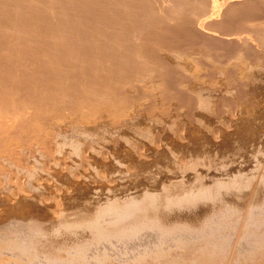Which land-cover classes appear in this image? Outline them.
I'll return each mask as SVG.
<instances>
[{"label":"rangeland","instance_id":"1","mask_svg":"<svg viewBox=\"0 0 264 264\" xmlns=\"http://www.w3.org/2000/svg\"><path fill=\"white\" fill-rule=\"evenodd\" d=\"M0 75V98L4 101H0V110L4 112L0 111V115L14 114L18 120L23 118L19 121L20 136L14 138L36 143L32 144L35 147H40L41 140L48 136L49 139H58V142L65 139V148L75 152L84 144L96 146V143L99 146L106 138H113L117 146L126 143L127 149L137 152V145L147 137L150 139L154 133H158L155 137L158 139L153 140L160 148L165 146V135L174 136L176 133L175 139L189 146L193 138L191 134L194 133L199 138L204 136L216 147L225 148L236 137L241 128L239 125L253 120L254 130L250 129L248 137L251 135L250 140L255 138V141L252 146H247V151L243 148L231 149L235 154L227 151L225 153L229 157L224 153L220 155L223 160L218 156L215 160L212 152L207 160L195 157L189 164L184 161L177 164L180 169L175 175L178 176L176 186L171 185L167 189L176 188L166 192L163 190L155 194L157 197L154 195L155 199L152 197L149 200L151 206L148 204L147 212L153 206L154 212L148 213L150 216L147 218L151 222V217L154 221L160 218V221H155L159 223L158 227L161 222V227H167L164 224L167 216L160 214L163 202L170 204L171 201L176 206L184 207L180 204L184 200L183 205L189 202L188 207L201 200V203L199 201L193 207H188L193 213L189 219L193 218L195 229L191 227L192 232H187L190 226L176 225L177 228H185L180 231L182 228L179 227L181 234H178L182 238L177 236L178 239L171 243L175 245H171L167 249L169 251L164 250L174 252L177 241L179 244L182 241L181 245L185 247L192 242L190 244L194 247L189 244L188 248L192 247L193 251L196 248L198 252L200 246L208 244V248L203 250H211L214 257L211 252L203 253L200 248L199 253L203 254L200 255L208 253L211 260L206 259V255L205 261L201 256L198 259L197 252L194 251L195 256L191 255V249L185 251L190 256L184 252L180 258L182 252L177 248L178 252L175 250L172 259L175 257L181 263L185 257V264L188 257L197 258L196 263L188 258L190 264H207L211 261L210 264H214V260L216 264H227L225 260L230 258L232 264V260L239 258L235 260L237 264H264V0H0ZM32 128L34 132H31ZM75 139L79 140V144L83 142V145H73ZM142 143L140 149L145 147ZM16 146L21 154L26 155V151H21L18 144ZM193 161L196 165L192 164ZM202 162L205 163L201 166ZM240 162L245 164L244 167ZM214 163L224 167L217 171L218 165L214 166ZM185 165L192 166L187 168ZM191 167L198 171L199 177L195 176L197 180L191 178L195 174ZM185 168L189 171H184ZM209 171L216 177L221 172L217 177H221V181L214 178L219 184L212 180L213 174ZM189 172L192 176L188 175ZM203 172L204 175H201ZM184 175L188 179L184 178L183 181ZM200 176H205L206 184ZM198 180L203 181L202 184ZM210 180L218 186L212 183L207 186L208 182H212ZM177 182H188L186 185L178 184L181 189L187 186L186 192L178 189ZM189 183L194 186L189 185L188 188ZM198 187L200 192L197 191ZM167 191H171L170 194ZM181 195L187 200L182 199ZM153 201L158 203V209L152 205L155 204ZM199 205L201 210H196ZM156 214L157 218L152 216ZM177 219L179 221L180 217ZM207 231L214 232V240L210 238L206 245L197 243L204 241L202 235ZM248 240L252 243H248ZM184 241L188 243L184 245ZM219 241V248L224 252L217 251L220 250L218 244L215 245V254L213 245ZM240 247L247 253H239ZM216 255H220L219 260ZM175 260L168 264H177ZM235 261L233 264H236Z\"/></svg>","mask_w":264,"mask_h":264},{"label":"bare ground","instance_id":"2","mask_svg":"<svg viewBox=\"0 0 264 264\" xmlns=\"http://www.w3.org/2000/svg\"><path fill=\"white\" fill-rule=\"evenodd\" d=\"M169 5H171V4H169ZM24 28H26V27H24ZM61 81H63V80H61ZM26 82H27V80H26ZM2 84H3V82H2ZM2 89H3V87H2ZM63 89H65V87ZM24 91H25V89H24ZM0 101H1V98H0ZM1 102H4V101H1ZM1 113H4V112L1 111ZM6 113L7 112H5V114ZM13 113H16V112H13ZM43 113H45V112H43ZM2 115L3 114H1L0 116H2ZM2 117L3 118H0L1 119L0 120V264H168L169 261L175 260L174 259L175 257L172 259V257H173L172 255L174 254V252L177 248L180 249L179 252H182V253H180L182 255L187 249L189 251V249L194 247L191 245L192 242H190V241L189 242L191 244L190 243L189 244L192 247L188 248L189 244L186 245L188 243V241H186V242L184 241V245H186V247H185V246H183V244L181 245L182 241L179 244V242L176 240L177 246H178V244L180 246L179 247L175 246L176 248L173 247V248H175L174 252H167V251H169L167 249H170L171 245H173V246L175 245V243L171 244L172 242H175L174 239L177 238V236H181V235H179V234H181V233H179V230H180L179 227L180 226H178V228H177L176 225L181 224L183 226V224H184V225H187L188 227L190 226L189 227L190 230L189 229L187 230V227H186V230H187V232L191 231V227H193V224H192L193 218H192V220H190L189 218L192 217L191 214H193V213H191L192 210L188 209L190 204L187 207V204L189 202H186V204L183 205L184 200H181V201H183V203H180L178 201L180 204H182V206H184V207H179L180 206L179 203H178L179 206H176L173 203H171V201L168 198L167 199L170 201V204L167 203L168 201L167 202L165 201L167 204L166 203L164 204V202H163L164 199H163L162 201H159V202H163V205H161L163 208L159 207V208H162L161 209L162 213H160V212L159 213L163 214V216H167V221H166V223H164L165 226H167V227H161V226H163V224H161L162 223L161 222L160 223L161 228H160V227H158L159 223L158 224L156 223V222H158V220L160 221L159 217H158L159 218L158 220L155 219L156 222L154 221V218L151 217V219H153V221H152L153 223L147 218L148 216H150L149 214L153 211V207H154V206L151 207L152 208L151 211L147 212V210L149 211V209L147 208L148 204L150 205L149 200L152 197H153V199H155L154 198L155 194H157L159 192L162 193L163 190L166 192V190H170L171 188H174L176 186L175 183L178 179V178L176 179V177H178V176L175 177V175H177L178 171H179L178 170L179 167H177L178 166L177 164H180L183 161L186 162L185 164H189L190 161L195 157L201 158V160H207V159H209V154L212 152H213L212 156L214 158L216 157L215 160H217V156L219 158L220 155H222L223 153L227 156V153H225L227 151H229V153L231 151L232 154H235L231 150L234 148H239V149L243 148L247 151V149H249V148H247V146H252L254 141H255V138L250 140L249 137H251V135L248 137V133H249L250 129L254 130L253 129V120H248L247 122L243 123L242 126H240L241 124L239 125V127H241V128H239V131L237 132L236 137L232 141H230V143H228L227 145L224 144V145H226L225 148H224V146H223V148L222 147L221 148L216 147V146H214V144H212L209 141H207L206 139H204L203 135H202L203 137L201 135H199L200 137H202V138H199L198 136H195L194 133L191 134V137L193 135V138L191 139V143L190 144L186 143V144H189V146H185V144H183V145L180 144V142L182 140L178 142V139L177 140L175 139L177 137V136L174 137L175 135H177L176 133H175V135L173 134L174 136H171L169 134L164 136V134H163L165 146L160 148V145L156 144V142H155L156 140L155 141L153 140V138L158 136V133H154L151 136L152 139L151 138L148 139V137H147L143 141V143L140 142L137 145L138 147L136 146L137 152H135V150L127 149L128 145H125L126 143L125 144L121 143V145L117 146L116 140L113 138H111V139L106 138V140L103 141V144H100L99 146H97L96 143L94 144L96 146H89L88 143L83 145L82 144L83 142L80 141V142H82L81 144L83 145L82 148L79 151L77 150L75 152L74 151L72 152L71 150L65 148L67 146V144L65 143L66 142L65 139H63L64 141H61L62 139H60L61 142H58L59 141L58 139L57 140H55V138L49 139L47 136V138L49 140L47 138H43L44 140L43 139L41 140L42 145L40 147L39 146L35 147L34 145H32V144L36 145V143L30 144L29 142H26V141L22 142L20 139L14 138V136L16 137L17 135H19V132H20L19 121H21L23 118H21V120H18V118H16V116H14V114L13 115L12 114L5 115V117H7V118H5L4 116H2ZM256 125L257 124H255V126ZM28 126H29V124H28ZM25 127H26V125H25ZM29 127H27V129H31ZM36 129H38V128L36 127ZM39 129H40V127H39ZM32 131H33V128L31 130V132ZM251 134H252V132H251ZM23 135L25 136V134H23ZM30 135H32V134H30ZM41 135H43V133H41ZM44 136L46 137V135H44ZM69 136H70V134H69ZM185 136L187 137V135H185ZM31 138H32V136H31ZM102 138H104V137H102ZM155 139H158V138H155ZM92 140H93V137H92ZM91 141H90V143H91ZM37 142H40V140L37 139ZM92 142L94 143V141H92ZM123 142H125V141H123ZM232 142H233V144H232ZM259 142H261V141H259ZM141 143H142V146L145 145V147H142L143 149H140L141 147L139 148V145ZM225 143H227V141ZM16 144L19 145V148H21V151H26V155H24L23 153L21 154V152H19L20 149L19 150L17 149L18 146H16ZM72 144L77 146V147H79L81 145V144H79V140L76 141V139H75V142H73ZM115 146H117V147H115ZM58 147H60V148H58ZM159 148L162 150H159ZM214 154H216V155H214ZM241 155H243V154H241ZM238 156H240V155H238ZM221 157H220V159H222ZM227 157H229V156H227ZM233 157H230L229 159H232ZM241 157H239V159ZM201 160H199V161H201ZM236 160L238 161V159H236ZM225 161H226V159H225ZM194 162L195 161H193L192 164L196 165V163H194ZM202 163L203 164H200L201 166L204 165L205 162H202ZM240 163H242V162H240ZM243 163H244V161H243ZM197 164L199 166V162H197ZM219 164L214 165V166L218 165V170L214 169L215 171L216 170L219 171V168L224 167V166L219 167ZM244 165L245 164H243V167H244ZM249 165H251V162ZM187 166L190 167L192 165H190V166L187 165ZM181 167H182V165H181ZM211 167H212V165H211ZM192 168H194V167H191V169ZM206 168H209V166L208 167L206 166ZM215 168H217V167H215ZM239 168H241V167H239ZM209 169L211 170V168H209ZM187 170L185 168L184 171L187 172ZM250 170H252V169L250 168ZM193 171L195 172L196 175L193 174L194 176H192L190 173L191 171L189 172L190 174H188V175L192 176L191 177L192 179H193V177L197 176V174H198V173H196V172H198L197 170L195 171L192 169V172ZM199 171H200V169H199ZM227 171L230 173L229 170H227ZM182 173L186 174L184 172H182ZM216 173H218V172H215V174ZM220 173L221 172H219V176L221 175ZM211 174H213V172ZM201 175H204V172ZM248 175H249V173H248ZM205 176H203L204 179L201 176H200V178L206 184L207 180L205 181ZM219 176H217V177L219 178ZM197 177H199V176H197ZM215 177L216 176H214V174H213L212 180H214ZM184 178L188 179L187 175L186 176L184 175L183 181H184ZM189 179H190V177H189ZM209 179H211V178H209ZM222 179H224V177ZM196 180H197V178H196ZM212 180H210V181H212ZM218 180L221 181V177ZM218 180H216V182L214 180V182L217 183ZM198 181L200 182V180H198ZM219 181L217 184H219ZM178 182H179V180H178ZM178 182H177V187L180 190H183L184 188H182V189L179 188L180 186H178V184L183 183V185H186L188 183V182H186V184H184V182H180V183H178ZM189 182L191 183V181H189ZM192 182H194V184H195V180L194 181L192 180ZM202 182H200V183L202 184ZM214 182L213 181L208 182L209 185H207V186H210V183H212L214 185ZM190 183L188 184V188H190L189 185H192ZM200 183H199V187H200ZM248 183H250V182H248ZM205 184H204V186H205ZM171 185H175V186L171 187L170 189H167ZM183 185H181V187H183ZM213 185H211V186H213ZM192 186H194V185H192ZM192 186H191V188H195V190H196V187H192ZM195 186H198V185L195 184ZM214 186H218V185L215 184ZM199 187H198V189H199ZM200 188H202V187H200ZM215 188H214V192H215ZM185 189L187 190V186L185 187ZM185 189L182 192H186ZM195 190H194V192H195ZM235 190L237 191V189H235ZM197 191L200 192V189ZM167 192H168L167 194H170L171 191H167ZM182 192H180V193H182ZM192 192L193 191H191V193ZM217 192H219V191H217ZM239 192H241V191H239ZM197 194H198V192H197ZM183 195H181L183 197L182 199L187 200L186 198H184ZM205 195H204V198L206 197ZM232 195H233V193H232ZM199 196H201V193ZM155 197H157V196L155 195ZM163 197H168V195L163 196ZM173 197L174 196H172V199H175V197H177V195H175L174 198ZM158 198H159V196H158ZM169 198H170V195H169ZM179 198H180V196H179ZM196 199H199V198L196 197ZM201 199H203V198H201ZM223 199H222V202H223ZM176 200H179V199L176 198ZM191 200H193V199H191ZM199 201H200V203L202 202L201 200H198L197 202L195 200L194 202H196L198 204ZM174 202L177 204L176 201H174ZM154 203L155 204H152V205H155V209H158V208H156V206H158L157 205L158 203L157 204H156V202H154ZM196 203H194V205ZM255 204H257V203H255ZM207 205H208V203H207ZM260 205H258V207ZM193 206H190V208ZM232 206H233V204H232ZM247 208H248V206H247ZM198 209L201 210L200 205L196 210H198ZM196 210H194V213H196ZM199 212H201V211H199ZM261 213H263V212H261ZM152 216H156V218H157L158 214L152 215ZM144 217H146V220ZM177 217L178 218L180 217L179 221H178ZM164 219L166 220V218H164ZM215 219H214V221H215ZM161 220L163 221L162 218H161ZM216 220H218V219H216ZM224 222H225V220H224ZM260 222H262V221H260ZM204 224H206V223H204ZM239 224H237V225H239ZM194 227L192 228L193 230L195 229ZM208 227H210V226H208ZM212 227H213V225H212ZM258 227H260V226H258ZM164 228H166V229H164ZM180 228H182L180 231H183L185 229L184 227H180ZM220 228H221V226H220ZM199 229H201V231H202V228H199ZM199 229H198V231H199ZM227 230H228V228H227ZM211 231H212V228H211ZM215 231H216V229H215ZM196 232H197V230H196ZM250 232H248V233H250ZM248 233H247V235H249ZM244 234H246V233H244ZM231 235H232V233L230 234V236ZM189 236H191V235H189ZM214 236H215L214 232L211 233L210 231H207L204 234V236L202 235V240H204V241L201 242V240H199L200 242L197 241V243H202V244L206 245L207 241L210 238H212V240H214L213 239ZM221 236L222 235H220V238H221ZM203 237H204V239H203ZM181 238H182V236H181ZM181 238L179 237V240ZM215 241H216V239H215ZM220 241L213 245L215 248V249H213V251H216L215 245L217 246L219 244L218 249H220V250H217V251L224 252L223 251L224 249H222L221 247L219 248ZM249 242L252 243V241L248 240V243ZM212 243H215V242H212ZM248 243H247V245H249ZM197 245H199V244H197ZM199 246H197V249L199 248ZM206 246L205 247L200 246V248H202V250H203V248H206ZM226 246H227V244H226ZM226 246L224 248H226ZM243 247H244V245H242V248ZM247 247H245V248H247ZM252 247H253V245H252ZM252 247H250V248H252ZM200 248H199V252H201ZM235 248H236V246H235ZM164 249H166L167 251ZM195 249L196 248H194V251H195V253L197 252L196 254H198V257L203 255L202 253H199L198 250L196 251ZM191 250H190V253H192L191 255L195 256L194 251L193 250L191 251ZM240 250H241V247H240ZM240 250H238V252ZM204 251L205 250H203V253L208 252V250L205 252ZM209 251L211 252V250H209ZM217 251L215 252V254L217 253ZM242 251H244V253H247L246 250H241L239 253H241L242 255L244 254ZM247 251H249V250H247ZM148 252H150V254H148ZM210 252H208V253H210ZM186 253H188V252H185L184 254H186ZM208 253H207L208 256L211 254V256L214 257L212 252L210 254H208ZM228 253H229V251H228ZM177 255H178V253H177ZM207 255H206V259L208 257ZM235 255H236V257L238 256V254H235ZM188 256H190V254ZM188 256H186V258ZM204 256H201V257L204 258ZM211 256H209V257H211ZM216 256H218L217 260H219L220 255H216ZM182 257H183V255L180 256V258H182ZM209 257H208V260L209 259L211 260V258H209ZM184 258H183V261L185 260ZM188 258L191 259L192 257H188ZM188 258H187L188 261L186 260V262L188 264H190ZM202 258H201V261H202ZM254 258H256V256ZM196 259L194 260V258H193V259H191L192 261L190 260V262H193V260H194L195 262H193V263H196L197 262ZM198 259H200V257ZM229 259L225 260V258H223V260L227 261V264H228ZM233 259H234V257H233ZM240 259L242 260V258H240ZM235 260L236 259H234V261ZM237 260H239V258H237ZM175 261L177 262L178 260H175ZM183 261L180 263V260H179L178 262H179V264H182V263L185 264ZM204 261H205V258H204ZM215 261L216 260H214V264H216ZM234 261L232 260V264ZM246 261L247 260H245V262ZM178 262H177V264H178ZM208 262H210V261H208ZM210 263H207V264H210ZM229 263L231 264V259H230ZM247 263H249V262H247ZM250 263L252 264L253 262H250ZM218 264H219V262H218ZM223 264H225V262ZM236 264H237V262H236Z\"/></svg>","mask_w":264,"mask_h":264}]
</instances>
